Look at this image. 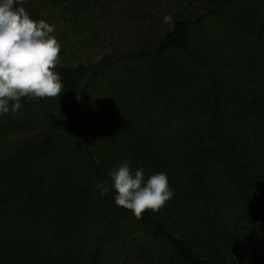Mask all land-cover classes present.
<instances>
[{
	"label": "trees",
	"instance_id": "trees-1",
	"mask_svg": "<svg viewBox=\"0 0 264 264\" xmlns=\"http://www.w3.org/2000/svg\"><path fill=\"white\" fill-rule=\"evenodd\" d=\"M20 6L58 28L64 87L0 117V264H264V0ZM124 161L167 174L160 209L115 204Z\"/></svg>",
	"mask_w": 264,
	"mask_h": 264
},
{
	"label": "clouds",
	"instance_id": "clouds-1",
	"mask_svg": "<svg viewBox=\"0 0 264 264\" xmlns=\"http://www.w3.org/2000/svg\"><path fill=\"white\" fill-rule=\"evenodd\" d=\"M21 0H0V117L16 112L21 98L56 97L64 87L55 66L61 45L55 26L35 20L20 6ZM165 23L172 17L165 14ZM114 202L139 217L147 209L156 211L173 195L167 174L145 176L142 167L133 169L127 161L108 172ZM100 195L110 188L96 185Z\"/></svg>",
	"mask_w": 264,
	"mask_h": 264
},
{
	"label": "rangeland",
	"instance_id": "rangeland-1",
	"mask_svg": "<svg viewBox=\"0 0 264 264\" xmlns=\"http://www.w3.org/2000/svg\"><path fill=\"white\" fill-rule=\"evenodd\" d=\"M208 22H206L204 25L206 26L207 30H210L211 31V35H213L215 33L217 34L218 32H220L219 30H217V27L215 25L210 24ZM199 25H200V22H197V23L191 25V28H194V27L199 26ZM199 31H200V29H199ZM57 32H58V28L55 27V31H54V34L53 35L55 36L56 39H57ZM197 35H199V34H197ZM161 36H162V31L160 33H157L156 32V33H153V34H150V35H147V36L139 37L137 39H132V40L128 41L129 44H127V48L128 47H133V48H137V50H139V49H151L160 40ZM203 37L204 36L201 35V38L198 37V38H195V40L201 41L203 39ZM191 40H193V39H191ZM125 46H126L125 44L124 45L121 44L120 47H119V49H118V51H122ZM91 52L85 54V56L83 57V62L86 63V64H88V65H92V67H93L92 69L98 71L99 70V67L96 66L95 63L97 62V60L99 59V57L101 56V54H100V52H95V53H91ZM60 54L61 53L59 52V60H58V62L59 63H62V61L65 62L66 59H64V58L61 61ZM119 55L121 56L122 53H119ZM67 61H68V58H67ZM55 71H56V66H55ZM75 94H77V92H75ZM19 110H20V112H19ZM19 110H18V113L21 114L24 111H26V108L20 107Z\"/></svg>",
	"mask_w": 264,
	"mask_h": 264
}]
</instances>
